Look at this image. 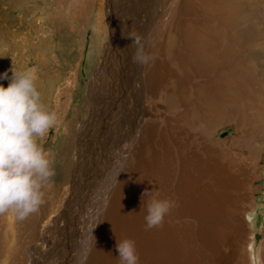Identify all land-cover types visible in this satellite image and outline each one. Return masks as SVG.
<instances>
[{
  "label": "bare ground",
  "instance_id": "bare-ground-1",
  "mask_svg": "<svg viewBox=\"0 0 264 264\" xmlns=\"http://www.w3.org/2000/svg\"><path fill=\"white\" fill-rule=\"evenodd\" d=\"M17 1L26 29L18 28V35L7 27L1 30L2 62L14 64L15 72L27 64H35L33 70L44 68L46 74L37 73L36 86L42 102L56 116L53 127L57 134L62 127L65 148L76 140L77 153L89 139L93 148L102 141L100 151L111 153L113 159L107 162L111 169L92 192L96 195L93 210L84 208L85 215L75 220L73 213L83 206L67 202L63 212L69 214L49 216L36 245L27 250L25 262V242L15 228L29 233L36 222L19 220L11 212L0 213V264H82L99 207L106 205L99 241L87 264H120L115 244L125 238L135 241L138 264H226L231 242L236 244L240 236L242 206L250 202L243 215L247 213L252 232L261 231L255 224V209L264 217V205L248 197L252 167L246 164L248 150L259 151L264 145V131H260L264 0H166L161 12L160 0H153L150 9L152 0H117L113 6L112 0H106L113 10L107 12L106 21L105 0H95L97 6L86 21L95 36L87 57L90 81L82 116L73 109L79 122L82 117L77 126L66 118L67 104L78 84L77 66L63 77L64 69L54 72L52 67L58 62L51 60L61 61L56 51L60 49V53L66 42L72 43L63 39L62 30L83 28L85 1L94 0ZM121 14L125 16L123 26ZM38 25L46 26L38 29ZM33 26L46 37L29 30ZM132 37L140 39L144 52L152 57L149 62L133 61L137 45ZM76 43L81 51L82 41L76 39ZM71 60L63 61L64 66L72 67L74 60L77 65L76 57ZM6 69L1 68L0 73L7 72L10 78L11 68ZM29 70L24 71L30 74ZM8 83L9 79L0 80L5 87ZM226 123L238 132L227 148L212 135L213 129ZM116 128L124 130L127 142L134 140L132 135L139 137L121 175L118 166L129 147L118 143L110 148ZM229 129L224 138L232 136ZM218 132L216 138L224 139L218 138ZM117 141L123 140L118 137ZM258 170L261 179L255 184L263 186L264 168ZM145 190L149 197L158 193L175 205L162 224L151 229L144 220V204L149 198L141 197ZM74 220L79 223L72 226ZM71 229L75 241L70 240ZM253 246L252 233L246 243L248 263L264 264L262 247L253 253Z\"/></svg>",
  "mask_w": 264,
  "mask_h": 264
},
{
  "label": "rangeland",
  "instance_id": "rangeland-1",
  "mask_svg": "<svg viewBox=\"0 0 264 264\" xmlns=\"http://www.w3.org/2000/svg\"><path fill=\"white\" fill-rule=\"evenodd\" d=\"M165 1L166 0H160V3H159L160 5L158 9L159 12L162 11L165 5ZM115 2L117 3V0L111 1V4L113 3L112 6L114 5ZM154 2L155 1L152 0L151 5L150 4L148 5V9L152 8L151 6H153L152 4ZM17 3H18L17 0H0V35L2 34L1 30L5 31L6 27L12 30L13 32L15 31L16 35H18L17 33L18 28L22 30L26 29L24 26L26 23V20L19 17V15H23V12L19 9V7L17 6ZM85 4H87L85 8L86 10L85 11L86 19L84 21V27L86 26L85 29L84 27L83 28L78 27V29H76L75 32H71L69 31V29H63L62 30V34L64 36L63 39L65 40L69 39L72 43L66 42L65 45L62 44L64 45L63 46L64 49L60 53H59L60 49L56 51L57 52L56 54L60 55V58H62L61 61L53 60V59L51 60V62H58L55 68L52 67L54 72L60 69L61 70L64 69L63 77H65L67 73H70V72L72 73L77 66L76 70H78L77 72V77H78L77 83L78 84L76 85L75 90L73 92L74 97L73 98L71 97V100H69L70 101L69 106L67 104L68 109L66 108L67 109V113H66L67 122L69 119L70 120L72 119L74 125L76 126L77 124L81 123L82 117L80 118V122H79L78 118L73 116L74 115L73 109L77 108L78 116L80 115L82 116V111H83V106H84V101H85V94L87 91L88 83L90 81V71H89L90 68H89V63L87 62V57L89 58L91 54V47H90L91 39L92 40L95 39V36L92 33V28L88 24L86 25V21L88 19L89 20L91 19V16L93 15V12H94V7L97 6L96 1L95 0L93 2L85 1ZM36 6L37 5H34L33 7H36ZM107 12H113V10L112 8L109 9V6L108 7L106 6V0H105V10H104L105 21L107 18ZM261 12L264 14V10ZM29 18L30 16L27 17V19ZM124 18L125 16L121 14L120 21L122 23V26H123L122 20H124ZM260 23H262L260 28L264 29V18L260 20ZM38 26H39L38 29H40L41 27H45L46 25L45 26L38 25ZM106 27H107V23H106ZM29 30L36 32L40 38L42 37V35L36 31L35 26H33ZM45 37L46 36H43L42 38H45ZM76 39H79L80 41H82L81 51H79L78 46H80V44L76 43ZM74 57L78 59L77 65H75L76 62L74 60V65L72 67L64 66L63 61L65 60L72 61L71 59H73ZM0 61H1L0 70L1 68L2 70H7L6 68L16 69V66L14 64L6 65L4 62H2L1 58H0ZM35 66H36L35 64H27L26 66L22 68V71L25 72L24 70L30 69L29 70L31 72L30 74L32 75L36 83L38 79L37 73H39V75L46 74V73L43 67H37L36 70H33ZM11 75L12 73H10L9 76L11 77ZM58 82L59 84H62L63 81L61 80ZM66 95L68 96V93ZM61 97H62L61 100L65 99L64 95H62ZM118 104L119 102L117 103V105ZM112 108H114V106ZM95 113L97 114V112ZM115 116L118 119V112L115 113ZM90 126H93V124H91ZM224 128H231L233 131L232 136L228 138H224V139H217L216 138L217 132ZM115 130H116L115 132L116 136L115 138H112L110 140V148L112 149L113 146L117 147L118 143H124L122 144V147L123 145H128L129 147L128 149L129 153L124 155V158H122V160L124 159V161L120 163V165L118 166V169L120 170L119 175H121L126 169L125 162L128 161V157L130 156L129 154L131 153L133 147L136 144H138L139 137H136L137 134L132 135V137H134V140L129 139L127 142L126 138L123 137L124 130L120 128H116ZM260 131H264V116H262V118L260 119ZM57 132H59V134L56 133L53 127L52 130H50V132L47 134L46 138H44L43 140H38V143L40 144V147L43 153L51 161L52 168L54 170V175L50 178V180L44 182L43 187L41 189V191L43 192V201H44L43 204L39 206V209L36 212L31 213L29 216L23 219L26 222L27 219L30 220L32 218V221L36 222L35 230L30 229L28 233L27 231H22V228L19 226H16L15 228L16 233L20 235L21 239L25 242L24 262L26 261V257L28 253L27 250H29L31 247H34L36 245L38 238H40V236L43 234L42 231L46 228V227H43V225L47 224L46 220L49 219L50 215L53 217H56L59 215L60 218L64 216L63 215L64 213L68 215L69 211L66 213V211L63 212V210L64 208H66L67 202L69 201H71L72 206L73 204L75 205V203L77 202L78 203L80 202L81 207L83 206V208L77 209V211L73 213L74 216H77L75 220L79 219L78 216L80 217L81 215H85V213L83 212L84 208L86 209L89 208V210L93 208L94 205L92 204L95 200L96 195L94 196L92 192H95V190L98 189V187L102 183L101 179L104 177V173L108 172L111 169L110 165H108L109 163H107V162H110L111 159H113L111 157L112 156L111 153H108L107 151L101 152L99 149V146L103 144L102 141H100V143L102 142L101 145H99L100 144L99 143L97 144L98 146H95V148H93V144H92L93 140L89 139V143L84 146L82 151H77V153H75V150L77 147L75 143L76 140L71 142V146L69 144V146L65 148L63 136L60 135L62 132V127L58 128ZM237 133H238L237 130L233 128V124H229V123L228 124L226 123L222 125V127L212 130L213 138L216 141L223 143L225 148L229 146L230 141L236 137ZM118 137H120L121 140L123 141H117ZM250 152H253L254 155L250 156ZM76 155H77V162L75 164L74 160L76 158ZM247 156H248L247 157L248 159H247L246 164L252 167V179L248 182V186H247L248 197L252 198L253 201L255 200L256 204L259 203L260 206H263L264 205V190L262 189H264V185L263 186L257 185L255 183L261 179L258 169L264 168V145L261 146L259 151H253V150L249 151L248 150ZM71 162L73 163L71 164ZM74 172H75V176L72 178V176L74 175ZM261 196H262V199H260ZM90 197H93L94 199ZM91 199H92L91 205H88L87 201H90ZM248 206H250L249 201L244 206H242V208H244V211L247 209ZM254 206H255V202H254ZM99 208L100 209L98 211V217L95 220V226L93 227V230L91 234L89 235L90 241H89L86 255H85V258L82 264H87L88 257H89L88 255L92 256L94 250L96 249V245L100 237V228L108 212L107 211L108 205L104 207H99ZM243 213L240 214V217H239V224L241 227V232H240L238 241H236V244H238V247H236L235 241L232 240L231 247L227 251V263L226 264H249L246 243L248 242V239L250 238L252 233L253 235H255V242H256L255 250H257L258 248L261 249L262 247V255L264 257V217L261 215L260 209L256 208L255 213H254L257 216V219H255L256 220L255 224L260 225L261 231L254 233L251 231L249 222L247 221V218H246L247 213H245L244 215ZM73 218L74 217H72V219ZM85 219H87L86 216H85ZM75 220L74 222L72 221L71 223L72 226L75 223H79L78 221L75 222ZM5 231L6 229L4 228V232ZM69 236H70V240L74 239L75 241V239H77L74 235V230L72 229L69 231ZM66 240L67 239L65 238V241H64L65 243H66ZM233 244L235 245L233 246ZM18 246H19V243L16 241V247ZM68 246L70 249L71 247H73L71 245H68ZM232 246L235 247V249Z\"/></svg>",
  "mask_w": 264,
  "mask_h": 264
},
{
  "label": "clouds",
  "instance_id": "clouds-1",
  "mask_svg": "<svg viewBox=\"0 0 264 264\" xmlns=\"http://www.w3.org/2000/svg\"><path fill=\"white\" fill-rule=\"evenodd\" d=\"M132 38L137 45L133 61L149 62L152 57L144 52L140 39ZM11 72L10 78L7 72L0 73V80L9 79L7 87L0 84V213L11 212L23 220L43 204L41 189L54 175L38 140L46 138L56 116L42 102L31 74L12 68ZM141 197H149V191ZM174 206L172 200L162 199L158 193L151 195L144 204L146 228L162 224ZM115 248L120 264H138L134 240L116 241Z\"/></svg>",
  "mask_w": 264,
  "mask_h": 264
},
{
  "label": "water",
  "instance_id": "water-1",
  "mask_svg": "<svg viewBox=\"0 0 264 264\" xmlns=\"http://www.w3.org/2000/svg\"><path fill=\"white\" fill-rule=\"evenodd\" d=\"M230 134V129L229 128H225L224 130H220L218 132V138H224L226 136H228ZM261 182H258V184H260Z\"/></svg>",
  "mask_w": 264,
  "mask_h": 264
},
{
  "label": "snow or ice",
  "instance_id": "snow-or-ice-1",
  "mask_svg": "<svg viewBox=\"0 0 264 264\" xmlns=\"http://www.w3.org/2000/svg\"><path fill=\"white\" fill-rule=\"evenodd\" d=\"M253 253H255V248H254V246H253Z\"/></svg>",
  "mask_w": 264,
  "mask_h": 264
}]
</instances>
